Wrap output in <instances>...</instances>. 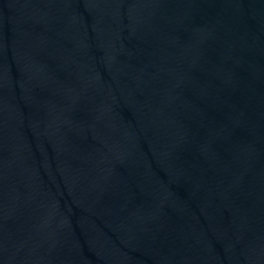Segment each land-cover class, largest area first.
<instances>
[{"label": "water", "instance_id": "water-1", "mask_svg": "<svg viewBox=\"0 0 264 264\" xmlns=\"http://www.w3.org/2000/svg\"><path fill=\"white\" fill-rule=\"evenodd\" d=\"M0 264H264V0H0Z\"/></svg>", "mask_w": 264, "mask_h": 264}]
</instances>
